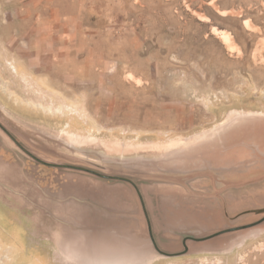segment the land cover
Listing matches in <instances>:
<instances>
[{
    "label": "rangeland",
    "instance_id": "1",
    "mask_svg": "<svg viewBox=\"0 0 264 264\" xmlns=\"http://www.w3.org/2000/svg\"><path fill=\"white\" fill-rule=\"evenodd\" d=\"M0 124L119 164L173 255L131 184L0 128V264H264V223L184 248L260 218L264 183L138 177L264 174V0H0Z\"/></svg>",
    "mask_w": 264,
    "mask_h": 264
},
{
    "label": "water",
    "instance_id": "2",
    "mask_svg": "<svg viewBox=\"0 0 264 264\" xmlns=\"http://www.w3.org/2000/svg\"><path fill=\"white\" fill-rule=\"evenodd\" d=\"M0 128L8 135L9 139H12V141L25 153H27L29 156L33 157L36 161L52 166L55 168H71L73 170H78L82 171L84 173L100 177L103 179H108V180H115V181H123L126 183H129L132 185V187L135 189L136 194L139 198V201L142 206V210L145 214L146 221H147V227H148V233L150 240L156 249L161 254H164L166 256H173L167 253H164L160 248L158 247L154 234L152 231V226L150 219L148 217V213L146 210V206L144 203V200L142 198L141 192L132 180L124 178V177H118L117 174L120 173H126L124 168H121L119 164L116 163H110V161H105V160H95V159H89L86 156L80 155L77 151L74 149L70 148H64V152L62 151H57V153L66 161H68L70 164L68 165H60V164H54V163H48L46 161H43L39 159L38 157H35L32 155L30 152H28L17 140L16 138L8 131L6 127H4L2 124H0ZM140 179L143 180H148V181H156V182H166V183H173V184H178L184 186L190 193L202 197V198H222L223 194H225L228 191L231 190H241L245 189L248 187H253V186H258L262 183H264V174L258 175L256 177L251 178L250 176L244 174H229V175H216L214 173H194L191 175H186V176H180V175H174V174H168V173H155V174H139L138 176ZM200 178H208L212 182V186L214 189V194H206V193H198L190 189L188 185V181L195 180V179H200ZM248 214H255L259 215L260 218L255 220L252 223L248 224H243L239 225L237 227H231L228 229H224L222 231L215 232L207 237L204 238H193V237H188L187 239L184 240V248H185V253L188 250V246L186 245L187 241H193L196 243L199 242H206V241H211L213 239H218L222 237H231L237 234H240L243 231L252 229L254 227L259 226L260 224L264 223V209L256 210V211H251V213ZM135 238V237H134ZM133 238V240H134ZM139 239V238H135ZM184 254V253H180ZM179 254V255H180ZM176 255V254H175ZM174 255V256H175Z\"/></svg>",
    "mask_w": 264,
    "mask_h": 264
}]
</instances>
